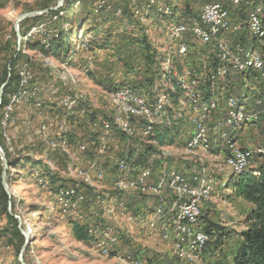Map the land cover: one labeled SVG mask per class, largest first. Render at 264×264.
Masks as SVG:
<instances>
[{
	"label": "rangeland",
	"instance_id": "rangeland-1",
	"mask_svg": "<svg viewBox=\"0 0 264 264\" xmlns=\"http://www.w3.org/2000/svg\"><path fill=\"white\" fill-rule=\"evenodd\" d=\"M98 1L80 0L79 4H76L75 0H70V2L65 0L64 4L56 10V13L63 11V14L58 18L59 20L52 21L55 13L53 16H47L38 24L32 26L27 33H30L33 37L26 44L23 43L24 36H21L20 51L27 56L28 62L22 64L20 73L30 72V78L27 77L25 83H22V89L19 80L16 91L9 95V97L13 95H28V97L22 98L16 104L10 101L11 111L7 110L8 105L1 120V124H3L0 128V134L3 137L2 141L8 149L7 152L10 158L12 160L18 159V161L16 160L18 165L7 164L5 170H3V165L0 167L1 185L2 176L4 183V188H2L4 192L6 190L9 193L8 195L5 192L7 195V206L0 203V264H19L18 254L23 245V242L13 234L12 223L9 222L5 214V207L7 210L8 203H10L11 212L19 217L21 229L30 238L23 252V260L27 264H231L238 233L244 228L242 220L244 214L249 210V204L241 198L233 196V191L228 185L237 176L233 174L229 166L224 164L228 155L226 149L228 143L220 134L207 131L208 144L205 149H196V151L194 150L190 153L186 152L184 150L185 146H183L187 143L186 140L189 135L193 133V128H191L193 124H190L189 117V113L193 112H191L193 104L189 96L187 101L185 90L182 88L188 87L191 93H195V90H197L199 94L197 107L203 108L206 104L208 105L210 98L202 94L200 90L201 84L199 85L200 81L204 80L203 75L206 78L208 72L193 75L192 79L197 82L195 88L189 87L190 80L185 75V72L189 71L193 74V68L187 66L178 73L177 67L180 63L174 57L175 55H170L169 50H167L168 55L172 56L173 59L171 71L173 73L176 71L178 76H175L177 80L170 78L165 83H161L168 74V72L163 74L160 80V68L162 72L164 71L160 61H163L165 57L164 54L166 52L163 50L166 49V42L170 40L167 31L172 21L158 17L153 12V9L156 10V8L152 5L148 11L149 18L143 25H140L137 21H134L132 26L122 20L106 22L104 21V18L107 17L106 15L112 16L111 13L119 9L115 8V6L121 4L122 0H110L105 3L107 4L106 6L101 4L102 0ZM156 1L160 2V0ZM170 1L177 2V12L180 14L185 12L186 0ZM254 1L256 3L254 8L260 9V16L264 20V0ZM147 2H151V0H138V2L135 1V4L138 3L141 6V4L144 5ZM56 3L57 0H0V71L3 70V66L7 63L6 60L9 56V53L7 54L2 49L3 43L5 41H16L13 30L16 18L24 12L41 10L40 8L43 5L50 7L55 6ZM189 3L192 5L193 12H199L200 6L203 4L201 0H189ZM228 3H224V6L227 7ZM129 4L133 5L131 0H129ZM249 4L242 5V9L238 8L239 11L238 9L235 11L232 9L234 11L232 24L241 26L240 31L238 29L236 33L229 34V40L233 43L238 38L242 39L244 43L251 42L249 41L250 35L247 34L246 28H243L245 27L246 18H244V15L240 16L239 13L240 10L244 14L248 12L251 8ZM116 14L118 15L119 11ZM189 17L195 16L189 15ZM25 20L21 22L23 23ZM48 21L49 24H45ZM21 22L19 23V32ZM30 23L31 21L28 19L24 24V28H28ZM78 31H80L81 35H91L90 43L87 44L85 51H82L79 44H77ZM142 33L145 34L148 43L155 50L154 59L157 62L155 68L158 69V73L149 86L143 85V87L137 89V92L141 95L145 92L148 98L153 99L151 90L154 85H158V92L171 90L175 87L176 93L171 95V107L174 108H170L171 112L168 115V118L170 116V123L156 116L152 117L154 126L158 128L157 131L162 127L169 129L167 141L161 145L158 141H156L158 143L156 145H144L142 147H145L144 151L139 154V159L136 163L140 167L145 162L149 163L152 160V172H157L159 168L161 172H166V168L169 171L179 170L186 182L190 184H194L198 179L207 177V175L209 176L207 178L213 180L212 188L208 191L207 196L202 199L203 215L201 213L202 217L200 218L201 223L204 224V229L210 236L209 241L206 243V247L204 246L202 249L200 257L192 263L185 262V260L179 259L174 255L171 242L162 238V225H164L165 221L162 223L161 218L163 216L168 218L169 215L165 214L171 208L170 203L175 198L166 186L161 185L157 193L153 192L155 202H150V193L147 192L144 195L138 193L142 204L140 212L137 214H133V208L125 207H130L133 202L135 203L133 191L123 193L113 189V180L117 174L116 172L113 173L116 167L112 165V168L111 164L116 159H114V154L121 151L122 144L121 142L113 143L112 138H116L118 141L123 140L122 142L125 144V138L121 136V133L119 134L118 131L113 130L112 133L107 135V152L101 162L103 167L107 169V177H104L103 186L101 184V187L97 188L94 182L89 185L76 175V171L86 170L89 163L95 158V155L91 157L90 162L85 158L90 157L91 153L95 154L87 146V141H90L93 136L90 133L91 123L103 119L109 120L112 116L113 109L110 94L113 89H116H112L114 83H126L128 87L133 85L134 88L135 85L140 83L139 80L149 72L146 69L145 54L141 48L142 46H139L136 41L133 44L128 41L130 35L133 40L135 37L140 38ZM41 34H47L48 36L45 38L50 42L52 39L61 36L62 42H65L69 47L67 59L62 56L59 57L61 62L70 61L69 66L63 68L57 75L55 71L52 72L49 69L57 63L58 57L45 60L43 52H36L39 49L33 51L29 49V46L34 43L41 46L39 41L42 38ZM213 39H216V36H213ZM189 40L190 37L188 38L189 44L195 43ZM171 43L174 42L171 41ZM122 46H126V49L124 50ZM236 46L238 45L234 47ZM194 47L205 50L198 42L194 44ZM261 49L264 52V43ZM199 53L197 55H202L203 58V54ZM204 57L208 58L207 55ZM194 59L195 57L190 56L183 64L193 65L196 62ZM125 62L136 63L134 64L135 68L130 71L129 67L126 68L128 65H125ZM58 68L61 69V66ZM64 80L69 82L70 90L72 89V91H69V88L62 87L61 82ZM72 82H75L76 90L80 96L78 110L81 116L76 122L72 123L69 133L65 136L70 145V154L66 156L59 150L52 149L50 142L58 139L57 124L62 115L61 109L55 107L54 95L63 96V94L68 93L67 91L73 93L75 89H73ZM222 87L225 89L232 88L228 82L223 84ZM259 89L261 90L260 87ZM53 90L58 91L59 94L53 93V95ZM29 93L33 95L30 96ZM174 95H177V97ZM203 98L209 99L203 100ZM182 102L183 104H181ZM54 112L56 113L54 114ZM209 113L206 114L208 119L204 117L203 113H200L201 116H198L200 115L198 113L195 125L197 126V124L201 123L205 124L204 126H212L218 121L220 123L221 118L219 114H215L216 110H211ZM91 115L94 116L93 119L89 118ZM192 116H195V114L193 113ZM85 121L86 128L82 132L85 134L83 136L79 125ZM40 122H44L45 126L47 125V130L40 129L39 133H35L39 127L41 128L39 126ZM139 123L137 122L138 125ZM257 123L256 127L247 128L245 132L241 131L239 136L237 135L239 141L237 144L242 150L252 149V146H257L255 144L258 142L260 134V119ZM98 132L99 134L95 133L96 137L102 135L101 130H98ZM95 136L94 140H91L93 145L97 139ZM78 145H82L83 154ZM154 153L155 156L148 159L150 154ZM159 153L160 157L157 156ZM253 160L256 166L260 162L255 154L253 155ZM163 165L166 168L162 167ZM68 168L75 170V177L67 175ZM109 170L110 176L108 175ZM160 176H162V173H160ZM155 182L157 181L155 180L151 183L154 184ZM63 183L66 186L65 189L64 186L58 189L57 187ZM78 186L82 187L81 197H76L75 191L71 202L66 204L75 206L72 209L62 211L57 199L59 191L64 192L69 187L78 188ZM115 192L121 196L120 199L114 195ZM99 195L105 198L111 196L110 209L112 212L110 219L103 214L99 217H94L95 211L99 210V212H102L106 209L98 203L97 196ZM90 196H94L92 200H90ZM163 200H165V203H163ZM88 202L89 208L94 210L88 209L86 206ZM99 206L101 207L99 208ZM94 219H97L98 222L111 221L114 234L120 235L119 241L113 245L106 246L107 251L98 250L93 246V243L99 237L98 231L103 227L95 228V224H98V222L95 223ZM71 221L82 225L85 224L89 232L92 230L90 234L94 236V241L87 244L76 240L71 233ZM160 221L162 224H160ZM16 224L18 228L17 219ZM218 229H223L226 235L222 239L221 244L217 245L215 236L218 231L220 232ZM95 232L97 233L95 234ZM22 239L24 241L23 236Z\"/></svg>",
	"mask_w": 264,
	"mask_h": 264
},
{
	"label": "bare ground",
	"instance_id": "bare-ground-1",
	"mask_svg": "<svg viewBox=\"0 0 264 264\" xmlns=\"http://www.w3.org/2000/svg\"><path fill=\"white\" fill-rule=\"evenodd\" d=\"M68 1L70 2V0ZM109 1L110 0H102L101 4L108 3ZM135 1L136 0H131L133 4H135ZM240 1L246 0H232V3H239ZM75 3L79 4V2L76 0ZM239 4H236L235 6ZM152 5L156 8V10L153 9V12L158 15V17L166 18L172 21L171 26L167 31V35L169 39L174 43H171V41L169 40L167 42L166 49L164 50V52H166V55L164 54V60L161 61V65H163L164 67V71L162 72L161 76L166 72H168V74L166 78L161 81V83H165L167 80H170V78H173L174 80L176 79L175 76H178L176 71H174V73L171 71V66L173 63L171 56L168 55L167 50L172 47V49H175L177 55L185 57L184 53L187 49L186 45L184 44L185 42L183 43V40L186 33H191L198 42L202 43V45L210 43L212 41L214 42V56L216 58V62L214 63V66L210 68V73H214V79H212V81H209L210 73L208 72L206 74L207 81H209L208 83H210L209 85L214 86L218 84L220 81L227 79L230 74L237 73L243 75L242 79L239 80L241 81L240 83H238L240 85V88L239 91L235 92V98L232 92H230L231 89H228L229 92H224L220 95H212L211 97H209L210 103L208 105L206 104L203 108L197 107L196 105L198 100L197 98L199 97L197 90H195V93H191L188 87L182 88L185 90L187 101L189 100V96V98L191 99V103L193 104L191 110V112H193L189 113L190 124H193V127H191L193 128V133L189 135L186 140L187 143L183 145L185 146L184 150L191 153V151H196V149H205L208 144L207 131H213L214 133L220 134L221 137L224 138L228 143L226 148L228 151V155L225 159L224 164L229 166L232 169L233 174L235 175L249 173L250 171H252L253 167H256V165L254 164L255 161L253 160L254 154L256 155L258 161L264 162V145H257L255 147L252 146V149L242 150L238 147L237 142L239 141L237 135L239 136L241 131L245 132L247 128L256 127V125L258 124L257 121L259 119L260 121L262 119L264 120V95H261L259 92L257 94V92L253 91L254 85H256L261 79H264V70H261V68H263L264 66V54L261 50V46H263L264 43V25L261 20L260 9L253 8V10L249 12L246 27L248 34L255 41V44L253 46L249 45L247 47L241 45L231 47L227 40V34L234 32V30L231 29V27H223L220 31L218 29L220 28V21H228L231 19L234 13L233 10L232 12L213 13V21L210 22V16H205V11L206 6L211 5V3H204L200 10L199 20L192 22L191 25H187L185 23L186 21H184V19L181 17L178 18V21H176L177 19L173 20V10L169 5L165 3L164 0H160V2L151 0V2L147 3L145 8H139L138 6H136V4L134 6L133 14L138 18L139 22L142 25L148 19V11ZM223 7L225 6L223 5ZM62 14L63 11H59L58 13H56L52 17V21H56ZM202 20L203 23H210V32H207L206 24H197L201 23ZM34 28L33 31L35 32ZM238 29L239 27L237 26V31ZM41 36L42 38H40L39 41L44 49H47L49 47L50 41H48L45 37H47L48 35L41 34ZM213 36H216V39H213ZM32 37L33 36H31L30 33L24 35L23 43L26 44V42H28V40ZM90 39L91 35H81L80 31H78L77 44H79L82 51H85L87 44L90 43ZM188 47L190 48V46ZM43 58L45 60H50L54 57L44 54ZM67 62H61L58 59L57 63L49 70H51L52 72L55 71L57 75L58 72H60L63 68L69 66L70 61L68 62V64ZM243 63L244 66L242 71H234V68L241 67ZM59 66H61V69L58 68ZM258 71L261 72L258 73L259 76L256 78L255 82L254 80L251 81L248 79L251 74ZM188 74H191V72H185V75L188 76ZM27 77L30 78V75ZM27 77H23L22 83H25ZM189 80V87L195 88L197 81L195 79ZM228 83L230 82L228 81ZM61 85L63 88H69V91H72V89L70 90L71 87L69 86V82L67 80L61 82ZM72 86L75 91L73 93L67 91L68 93L66 94H68V96L66 97V99H64L62 105H57V102H59V100H62L65 94H63V96H60L58 95V91H52V94L58 93V96L53 94L54 103L55 107L61 109L62 115L60 121L57 124L58 139L51 140L50 147L54 150H59L66 156H69L70 154V145L65 136L69 133V129L72 123L76 122V120L81 116V113L78 110V101L80 96L78 94V91L76 90L77 86L75 82H72ZM211 88L214 90L213 87ZM112 91L113 92H111L110 94V100L113 109L112 116L109 120L103 119L101 121H94L91 123L90 133L99 134L98 130H101L102 132L101 136H95L97 139L95 138V144L91 147L92 151H94L95 154L98 155H95V158L89 163L87 170H78L76 171V175L78 178H81L83 182L89 185H92V182H94L97 188L101 187V184L103 186L105 180L104 177H107V170L105 169V167H103L101 162L107 152V135H109V133H111V131L113 130L118 131L119 134L121 133L125 138V144L123 142V150H132V148L135 146H138V149L136 152V156L127 158L128 167L127 173H125L124 177H122V163L124 162V155H118L116 157L114 165L116 167L115 170L117 175L115 176V174L112 173L115 176L113 180V189H115L117 192L119 191L123 193H130L132 191H125L124 186L134 185V191H137L140 195H144L148 192V188H151V192L157 193L160 190L161 185L166 186L175 196V198L170 203L171 208H169L165 214H168L169 216L168 218H166V220H164V225H162V238L165 239V241L171 242L173 253L179 259H183L185 260V262L187 261L190 263L195 262L200 257L202 249L209 241V235L206 234L201 225L199 236V227L192 226L189 228V223L200 221L202 213V199L207 196L208 191L212 188L213 180L211 178H207L209 177L207 175V177L198 179L194 184H190L189 182H186V179L183 177L179 170L170 171V173L166 174V172H161L159 168L157 172H152L153 162L152 160H150L148 163V169L150 170V173H155V179H141L135 182V174H137L139 169L136 161H138L139 159V154H142V152L144 151L145 147H142L146 144H158L156 142L157 140H155L154 142L153 138H151V135L158 130V128L154 126V120L152 119V117L156 116L158 118L164 119L165 121L167 120V123H170V116L168 118V115H170L169 113L171 112L170 108H174L171 107V95L176 93L175 87L171 90H163L158 92V94L156 93L155 95L157 96H155L156 98H154L155 100L152 104H149L144 97L126 87H117ZM124 93L125 99L120 98L119 96ZM29 95L32 96L33 94L29 93ZM27 97L28 95H13L12 97H9V103L11 101V103L16 104L19 103L22 98ZM208 99L203 98V100ZM127 100H135L138 104H140L141 110L146 111L140 112L139 125L137 124V122H134L131 125L133 119L139 116V109L138 107L129 104ZM9 103L7 104V106L9 105ZM181 104H183V102ZM256 106H258V108H256ZM7 110L11 111L10 105L8 106ZM211 110H216L215 114L220 115V123H218V121L215 125L204 126L205 124L203 125L199 122L200 124H197L196 126L195 124L197 121L198 113H203L204 117H207L208 119V116L206 114H208ZM193 113L195 114V116H192ZM198 116H201V114ZM46 126L44 125L42 130L46 131ZM40 129L41 128L39 127V129L36 130L35 133H39ZM262 136H264V133L261 134L259 138H261ZM157 156L160 157V153ZM233 156L245 157L244 163H237L236 165V163H233ZM74 173L75 170H72V168H68V176L75 177ZM160 173H162V176H160ZM152 180H156L157 182L153 184L151 183ZM184 190H187L188 202H186V193L183 192ZM59 192L60 193L57 199L59 201V204L64 205L70 203L73 195L75 194L73 187H69L64 192ZM97 201L100 205H102L103 208L106 209H104L102 212H99V210L95 211L94 217H99L101 214H103L110 219V214L112 212L110 209L111 196L105 198L99 195L97 196ZM100 207L101 206H99V208ZM108 223L110 225H105L98 231L99 237H113L115 235L113 232V228L111 227V221H108ZM173 224L174 229H178L179 236L188 235L187 249L185 248L183 240H178L175 231H168L172 229ZM96 233L97 232H95V234ZM99 237L93 243V246L98 250L106 249V246L113 245L117 242L111 240H103V238Z\"/></svg>",
	"mask_w": 264,
	"mask_h": 264
},
{
	"label": "trees",
	"instance_id": "trees-1",
	"mask_svg": "<svg viewBox=\"0 0 264 264\" xmlns=\"http://www.w3.org/2000/svg\"><path fill=\"white\" fill-rule=\"evenodd\" d=\"M76 1L80 2V0H76ZM164 1L166 4H168L172 7V9L175 13L173 15V20L177 19L176 21H178L179 20L178 18L181 17L184 19V21H186L185 23L187 25H191L192 22L199 20V14H200V10H201L202 5H204V3L205 4L211 3L212 1H215V0H201L203 4L200 6L199 12L197 11L198 13L196 11L195 12L192 11V7H191L192 5L189 3V0H186L185 1V12L183 14H180L179 12H177V10H176V7H177L176 3L177 2L176 3L171 2L170 0L169 1L164 0ZM223 1L229 2L228 5H226V6L230 7V0H223ZM246 1H251V9L253 10V8L256 5L255 1L254 0H246ZM136 2H138V0H136ZM226 2H223V5ZM147 3L144 5L141 4V6H139V4L136 3V6H138L139 8H145ZM246 4L247 3H240L239 5L235 6L234 11L237 10L238 8L242 9V5H246ZM106 5L107 4H105L103 6H106ZM134 6H135V4H133V5L129 4V0H122L121 4H119L118 6H115V8L121 9V10H119V9L117 10V11H119V14L118 15L116 14L117 11L112 12L111 13L112 16L106 15L107 17L104 18V21L112 22L113 20H122V21L126 22L129 26H132V23L134 21H137L140 25H142L139 22L138 18L135 17L133 14ZM46 7H48V5H43L40 9H43ZM238 11H239V9H238ZM241 11L242 10H240V12H239L240 16L244 15V18H246L245 19L246 20L245 21V27H243V28H246L247 27V21H248V14L250 11L245 12V14ZM56 12L57 11H52V12H49V13L41 15V16H35L32 18H28L31 21L28 28L27 27L24 28V24L28 21V19H26L23 23L21 22V24H20L21 36L23 37L29 31V29L32 26L41 22L45 17H47V16L51 17ZM93 15H94V13H93ZM115 15H117V16H115ZM189 15L195 16V17H189ZM233 16H234V13L231 17V26H239V31H240L241 26L239 24L238 25L232 24L233 23L232 22ZM175 17H177V18H175ZM147 18H149L148 15H147ZM161 19L164 20L166 18H161ZM166 20L170 21L169 19H166ZM261 20H262V23L264 25L263 18H261ZM232 33H234V32H232ZM238 35H240V34H238ZM186 36H187V38H186ZM189 37H190L189 41H193L195 43L198 42L193 37V35L191 33H186L184 36V40H183V43L185 42L184 44L186 45V49L188 48L189 50H192L194 52L193 55H197V53L201 52V54H203L202 59H207L206 61L200 60V68H204V66H205V68L213 67L214 63L216 62V58L214 56V53H215L214 42L212 41V42L206 43L204 45H202V43L198 42L199 44H201V46L203 48H205V50H202V48L196 49L194 47L195 43L194 44L188 43ZM61 38H62L61 36H58L57 38L52 39L50 44H49V47L47 49H44V47L42 45L39 46V44H37V43L31 44L29 46V49H30V51L39 49V51H42L44 54L51 55L53 57H58V59L61 56L65 59H67L66 57L68 56V53H69V47L65 42H62ZM227 39L230 42L231 47H234V45H241V46L247 47L249 45L253 46L255 44V41L252 38L249 39V41H251L250 43H244V41L242 39L240 42V38L235 40V43H233L232 41L229 40V35H228ZM128 41L130 44H133V42L136 41L139 44V46H142L141 48L144 50V54H145L144 61H145V65L147 66L146 69H148L147 71H149V72L147 74H145L143 76V78H141L139 80L140 83L135 85L134 88H133V85H131V87L130 86L128 87V85H126V83L121 84V83H117V82L114 83L113 82L114 86L112 87V89L117 88V87H127V88L135 91L136 93H138L137 89L143 87V85L149 86L154 81L155 75L158 73V69L155 68V66L157 65V62L154 59L155 50L148 43L147 38L145 37L144 33L141 34L140 38L135 37V38H133V40H132L131 35H130V39H128ZM3 44H4V46L2 49H4L7 52V54L9 53V56L6 60L7 63L3 66V70L0 71V85L5 81V79L7 77V74H8L7 65H8L9 60H12V61L10 63V72H9L10 77H9L8 85L3 90V94H2V98H1V102H0V128L2 127L1 120L4 116L3 114L5 111V108H6L7 104L9 103V95L16 91L18 84H19V67H21L23 63L28 62V58L23 52L18 51V53H16V41L15 40H14V42L5 41V43H3ZM101 46L106 48L104 45H101ZM188 46H190V48ZM122 47L124 48V50L126 49V46H122ZM169 53H170V55H175L174 57L176 58V60L182 65L181 66L179 64V66L177 67V71L181 72L187 66L193 68V66H191V65H186L185 63L183 64V62L185 61V57H181V56L177 55L174 48L172 49V47H171L169 49ZM15 54H16V56L14 57ZM163 54H164V52H163ZM263 54H264V52H263ZM205 55H207L208 58L204 57ZM171 59H172V56H171ZM163 60H164V58H163ZM172 63H173V59H172ZM124 64L128 65V66H126V68L129 67L130 71H132L133 68H135L134 64H136V63L125 62ZM160 65H161V61H160ZM30 66H31V63H30ZM161 74H162V70L160 68V77H161ZM204 74H205V72H204ZM203 76H204V80L200 81V83H199V85L201 84L200 90L204 96L211 97L212 95H217V94H221L224 92H229L230 89H231L230 92L238 91V89L240 88V85L236 84V82L240 83L241 81H239V80L242 79L243 75L237 74V73L236 74H230L227 77V79L220 81L218 84H216L214 86L209 85L210 83H208V82L203 83L204 81H207L205 78V75H203ZM258 76H259L258 73L257 74L253 73L249 76L248 79L251 81L254 80V82H255V80ZM160 80H161V78H160ZM160 80H159V83H160ZM228 81H230L229 84L232 86V88H229V90L225 89L221 86ZM263 85H264V79H261L256 85H254L253 91H255L257 93L259 92L261 95L264 94V92H262V90H264ZM210 86L213 87L214 90ZM158 87H159L158 85H154L152 90H151V93L153 94V99L148 98L146 96L145 92L142 95L140 93H138V94L141 96H144L146 98V100L148 101V103L152 104L155 100L154 98H156L155 96H157L155 94L156 93L158 94V91H159ZM259 87L262 89L260 90ZM174 96L177 97V95H174ZM174 96H173V98H174ZM89 118L93 119L94 116L91 115V116H89ZM85 124H86V121L82 122L79 125V128H81V130H82L81 133L86 128ZM263 127H264V120L262 119L259 123V129H260V135L259 136H261V134L264 133ZM168 132H169V129H167L166 127H162L159 131L154 132L155 134L153 133L151 135V138H153V139L155 138V140L160 142V145H161L165 141H167L166 139L168 136ZM82 135L84 136L85 134L82 133ZM91 135H93L92 136V139H93L95 134L91 133ZM2 138L3 137L0 134V145L2 146V148L5 152L7 164L12 165V163H13V165H15V166L18 165V162H17L18 159L15 158L12 160V158H10V156L7 152V148L2 141ZM86 139H87V137H86ZM91 140L87 141V146H89L90 148L93 146L92 141L94 139L92 141ZM1 165H2V161L0 160V167H1ZM112 165L114 166V163L111 164V166ZM113 166H112V168H113ZM115 172H116V170H113V173H115ZM228 185L230 186V189L233 191V194H232L233 196H237V197L241 198L244 202L249 204V210L244 214V217L242 220V225L244 228H243V230H241L238 233V240L236 243V247L234 248V251H233V257L231 260V264H264V162H259L257 164V166L255 168H253L252 171H250L249 173L240 174V175L235 176V178H233V180L230 183H228ZM62 186H65V184L63 183L61 186H58L57 188L60 189V188H62ZM114 195H116L117 198H119V199L121 198V196L117 192H115ZM0 203H2L3 205L6 204L5 206H7V195L2 188L1 181H0ZM203 209H204V207H203ZM5 214L7 216V219L9 220V222L12 223L13 234L16 235L23 242L22 235L20 234V232L17 228L16 219L7 213L6 207H5ZM202 215H203V213H202ZM202 226L204 229L203 223H202ZM70 229H71L72 236L76 240H78L79 242L90 244L94 241V236H92L89 233V230L87 229L85 224L82 225V224H78L77 222L71 221L70 222ZM218 230H220V232L218 231V234L215 236V241H216L217 245L221 244L222 239L226 235V232H224L223 229H218ZM204 231L208 235V233L205 229H204Z\"/></svg>",
	"mask_w": 264,
	"mask_h": 264
},
{
	"label": "built area",
	"instance_id": "built-area-1",
	"mask_svg": "<svg viewBox=\"0 0 264 264\" xmlns=\"http://www.w3.org/2000/svg\"><path fill=\"white\" fill-rule=\"evenodd\" d=\"M239 3H247V4L250 3L249 5H251V1H240ZM239 3H232V1L230 0V7H223V0L212 1L211 5L206 6L205 16H210V22H212L213 21V13L232 12V9L235 8V5L239 4ZM249 11H252V9L250 8ZM45 24H49V21L47 23H45ZM197 24H206L207 25V32H210V23H203V20H202L201 23H197ZM185 26H187V25H185ZM223 27H231V29H233L234 32H237V26H231V19L228 20V21H220V28L218 30L220 31ZM240 42H241V39H240ZM184 54H185V61H187L190 58V56L195 57L194 60L196 61L195 63H193V65H191V66H193V74H188V79H192V76L193 75H198V73L210 72V68H200V60H207V59H202V55H193V51L189 50L188 48H187V50H185ZM243 66H244V63L242 64L241 67L234 68V71H239V72L242 71L243 70ZM261 70H264V66H263V68H261ZM259 72H261V71L256 72V74L259 73ZM29 75H30V72H28V73H20V67H19V80H20L21 89H22V78L23 77H27ZM212 79H214V73H210V80L209 81H212ZM209 81H204L203 83L209 82ZM236 84H238V82H236ZM193 86H194V83H193ZM238 91H239V89H238ZM235 92H237V91H235ZM235 92H232V94L234 95V98H235ZM67 96H68V94H65L63 96V99L59 100V102H57V105H62L64 99H66ZM119 97L125 99V93L120 95ZM127 101L129 102V104H131L133 106H136L139 109V116H137V117H135V119H133V122H131V125L134 122H140V112H146V111L141 110L140 104H138L135 100H127ZM169 107H170V105H169ZM256 108H258V106H256ZM95 113H98V112H95ZM54 114H55V112H54ZM1 125H3V124H1ZM39 126H41V129H43L44 122H40ZM111 133H112V131H111ZM121 136H123V135H121ZM122 141H118L116 138H112V142L113 143L121 142V144H122L121 151L116 152L114 155H124V162L122 163V177H124L125 173H127V167H128L127 166V158L132 157V156H136V152H137L138 146L133 147L132 150H123V142ZM154 142H155V138H154ZM139 143H140V138H139ZM155 145H156V143H155ZM255 145H264V136H262L261 138H258V142ZM78 147L80 148V151L83 154L82 145H78ZM115 151H117V150H115ZM94 155H98V154H92L91 153L90 157H85V158H87V161L90 162L91 157H93ZM154 156H155V153L154 154H150V157L148 159H150L151 157H154ZM244 158L245 157H234L233 156V163H236V165H237V163H244ZM245 166H248V165H245ZM162 167L166 168L165 165H163ZM86 170H87V168H86ZM167 173H170V171L167 170V168H166V174ZM154 174L155 173H150V170L148 169V162H145L144 164H142L139 167L137 174H135V182L139 181L141 179H152L154 177ZM108 175L110 176V170L108 171ZM65 187L66 186H64V189H65ZM124 187H125V191H133V195H134V199H135V203H133V205H131L130 207H127V206H125V207L126 208H133V214L139 213L142 203L139 200L138 192L134 191V185H132V186H124ZM81 188L82 187H79V186H78V188H73V190L76 191V197H81ZM183 192L186 193V202H188L187 190H184ZM148 193H150V202L151 201L155 202L154 193L151 192V188H148ZM93 197L94 196H90V200H92ZM163 203H165V200H163ZM74 206L75 205H72V204L71 205L60 204V209L62 211H64V210H67V209H72ZM86 206L88 207L89 210H94L93 208H89V202L86 203ZM186 212H189V211H186ZM94 221H95V223L98 222L97 219H94ZM105 225H110L108 223V220L105 221V222H98V224H95V228L98 229L99 226H105ZM201 225H202L201 220L200 221H195V222H190L189 223V228L192 227V226H199V236H200ZM168 231H175L178 240H183V242L185 244V248L187 249V238H188V235L179 236L178 235V229H174V224L172 226V229H170ZM99 238H103V240L119 241L120 240V235H114L113 237H99ZM99 250L107 251V249H99Z\"/></svg>",
	"mask_w": 264,
	"mask_h": 264
},
{
	"label": "water",
	"instance_id": "water-1",
	"mask_svg": "<svg viewBox=\"0 0 264 264\" xmlns=\"http://www.w3.org/2000/svg\"><path fill=\"white\" fill-rule=\"evenodd\" d=\"M65 0H57V3L55 4V6H50L41 10H35V11H29V12H24L21 15H19V17L16 18L14 24H13V30L15 32V36H16V53H18V51L20 50L21 47V34L19 32V23L27 18H31V17H35V16H41L44 14H47L49 12L52 11H56L58 8H60L63 4H64ZM16 56V54L14 55V57ZM12 60H9L7 68H8V74L7 77L5 79V81L0 85V102H1V98H2V94H3V90L4 88L8 85V81H9V77H10V63ZM0 159L2 161V165H3V170L6 169L7 167V160H6V155L5 152L2 148V146L0 145ZM2 187L4 188V183H3V176H2ZM5 192L9 195V193L5 190ZM8 214L10 216H12L13 218L18 220V229L19 232L21 233V235L24 237V241H23V245L19 251L18 254V261L19 264H27L24 262L23 260V252L25 250V247L28 244V241L30 240L28 234L23 231L20 227V219L18 216L14 215L11 210H10V203H8Z\"/></svg>",
	"mask_w": 264,
	"mask_h": 264
},
{
	"label": "crops",
	"instance_id": "crops-1",
	"mask_svg": "<svg viewBox=\"0 0 264 264\" xmlns=\"http://www.w3.org/2000/svg\"><path fill=\"white\" fill-rule=\"evenodd\" d=\"M228 35H229V34H227V37H228ZM166 45H167V42H166ZM161 49H162V48H161ZM163 51H164V50H163ZM117 156H118V155H116V156L114 155V159H115ZM143 157H144V155H143ZM106 170H107V169H106ZM152 179H155V177H153ZM152 181H154V180H152ZM167 204H168V203H167ZM161 219H162V220H161L162 222H163L164 220H166L165 216H163V218H161ZM161 221H160V224H161ZM160 230H161V228H160Z\"/></svg>",
	"mask_w": 264,
	"mask_h": 264
}]
</instances>
